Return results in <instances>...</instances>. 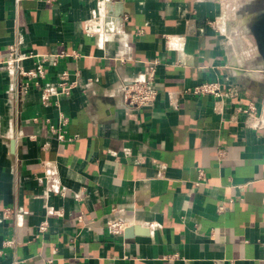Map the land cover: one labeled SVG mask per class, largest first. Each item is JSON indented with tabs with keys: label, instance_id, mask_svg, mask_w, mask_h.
I'll use <instances>...</instances> for the list:
<instances>
[{
	"label": "crops",
	"instance_id": "crops-1",
	"mask_svg": "<svg viewBox=\"0 0 264 264\" xmlns=\"http://www.w3.org/2000/svg\"><path fill=\"white\" fill-rule=\"evenodd\" d=\"M225 12L221 0H0V264H264L263 61ZM12 46L77 57L24 90ZM154 61V106L125 110L121 86ZM63 72L78 86L43 105ZM211 83L222 96L184 93ZM60 115L71 142L50 130ZM109 220L129 227L111 236Z\"/></svg>",
	"mask_w": 264,
	"mask_h": 264
},
{
	"label": "built area",
	"instance_id": "built-area-1",
	"mask_svg": "<svg viewBox=\"0 0 264 264\" xmlns=\"http://www.w3.org/2000/svg\"><path fill=\"white\" fill-rule=\"evenodd\" d=\"M121 2H127L130 0H119ZM98 9L100 12H104L105 5L99 4ZM108 18H106L107 20ZM105 20V22H106ZM110 22V21H109ZM107 21L105 26L109 24ZM104 28V25L102 26ZM102 28V30H103ZM77 57L74 54H67L64 52H59L51 55H34L22 54L19 52L17 46H12L10 48V58L8 60V66L11 70L14 71L17 77L26 79L27 82L23 84L24 90L28 87V81L35 80V85L38 86V81L45 78V64H51L56 66L59 60L64 58H74ZM29 59H36L37 62L31 70H25L22 67L24 61ZM159 65L158 61L151 62L147 64L144 69L143 75L141 78L133 79L127 84L121 86L122 100L125 110L127 111H138L142 109L152 108L157 99V91L154 88L155 72L156 68ZM59 82L55 87H44L41 93V102L43 105H48L51 102L52 98H59L60 96L68 97L71 95L73 89L78 86L77 82H70L69 76L66 72L60 74ZM92 80H88L87 84H90ZM22 86V85H21ZM185 94L192 96H205L212 95L215 97L222 96V89L219 84H203L196 86L192 89H187L184 91ZM48 122V121H47ZM68 123V118L64 115H60L58 126H50L51 132L56 136L58 141L61 142H71L75 137H68L66 134L65 127ZM3 218L9 219L12 217L13 212L10 209L2 210ZM55 215H59V212H56ZM129 227V224L122 220H109L106 223V229L109 235L119 236L122 235L125 230ZM47 231V223L43 222L39 228L38 233L43 234ZM16 245L15 240H6L2 243V246L5 248H14ZM0 255L2 251L0 250Z\"/></svg>",
	"mask_w": 264,
	"mask_h": 264
},
{
	"label": "rangeland",
	"instance_id": "rangeland-1",
	"mask_svg": "<svg viewBox=\"0 0 264 264\" xmlns=\"http://www.w3.org/2000/svg\"><path fill=\"white\" fill-rule=\"evenodd\" d=\"M221 1H222V4L226 10L225 17L230 18V20H228V24L226 25L227 31L229 30L230 33L232 34V36L237 37L239 34H241L239 31L238 32L236 31L237 33L234 31V29H236V26H237V28L240 31L247 34L246 35L247 39L252 40V42L249 45H252V46H253V44L256 45L255 40L253 38V35L251 34V31L249 28L250 25L247 22H249V17L252 15L254 4L256 2H262V4H264V0H221ZM238 21H241L240 26L237 25ZM244 36H245V34H244ZM241 40H243L242 41L243 47L247 48L248 43L246 41H244V39H242V38H241ZM238 58H240V57H237V58L233 57L231 65H233V67L235 66L236 69L239 68L240 72L243 73L244 71L242 69V62H241V59H239V61H240L239 62ZM257 63H262L261 58H258ZM239 65H240V67H239ZM257 76H258L257 74H254V78H258Z\"/></svg>",
	"mask_w": 264,
	"mask_h": 264
},
{
	"label": "water",
	"instance_id": "water-1",
	"mask_svg": "<svg viewBox=\"0 0 264 264\" xmlns=\"http://www.w3.org/2000/svg\"><path fill=\"white\" fill-rule=\"evenodd\" d=\"M253 17L254 15L251 16L252 23H253ZM108 20H106L107 22ZM259 23L254 26V24L251 23L250 25V31L255 39L259 56L261 57V60L263 61V66H262V72L264 74V17L260 18L258 21Z\"/></svg>",
	"mask_w": 264,
	"mask_h": 264
},
{
	"label": "flooded vegetation",
	"instance_id": "flooded-vegetation-1",
	"mask_svg": "<svg viewBox=\"0 0 264 264\" xmlns=\"http://www.w3.org/2000/svg\"><path fill=\"white\" fill-rule=\"evenodd\" d=\"M252 15H254L252 24L256 27L260 18L264 17V4L262 2H256L254 4Z\"/></svg>",
	"mask_w": 264,
	"mask_h": 264
},
{
	"label": "bare ground",
	"instance_id": "bare-ground-1",
	"mask_svg": "<svg viewBox=\"0 0 264 264\" xmlns=\"http://www.w3.org/2000/svg\"><path fill=\"white\" fill-rule=\"evenodd\" d=\"M226 16H227V15H226ZM244 21H245V20H244ZM244 23H245V22H244ZM242 24H243V23H242ZM237 25L240 26V25H241V21H238ZM235 58H237V57H235ZM239 59H240V58H238V61H239ZM239 62H240V61H239ZM239 62H238V63H239ZM240 64H241V63H240ZM239 67H240V65H239Z\"/></svg>",
	"mask_w": 264,
	"mask_h": 264
}]
</instances>
